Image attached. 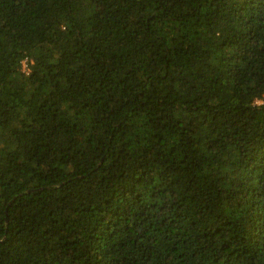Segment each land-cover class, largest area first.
<instances>
[{
	"label": "trees",
	"instance_id": "obj_1",
	"mask_svg": "<svg viewBox=\"0 0 264 264\" xmlns=\"http://www.w3.org/2000/svg\"><path fill=\"white\" fill-rule=\"evenodd\" d=\"M0 264H264V0H0Z\"/></svg>",
	"mask_w": 264,
	"mask_h": 264
}]
</instances>
